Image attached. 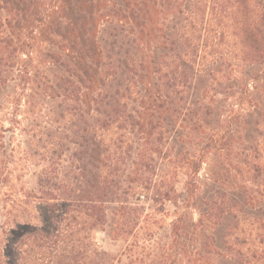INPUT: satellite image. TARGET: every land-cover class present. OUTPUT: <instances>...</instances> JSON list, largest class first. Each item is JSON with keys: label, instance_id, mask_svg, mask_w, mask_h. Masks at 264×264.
<instances>
[{"label": "trees", "instance_id": "obj_1", "mask_svg": "<svg viewBox=\"0 0 264 264\" xmlns=\"http://www.w3.org/2000/svg\"><path fill=\"white\" fill-rule=\"evenodd\" d=\"M263 64L264 0H0L8 138L22 130L39 162L35 189L0 198V264L17 230L15 264H122L91 234L105 226L112 206L120 216L138 215L140 200L150 198L178 210L173 257L190 239V263L213 264L199 249L201 242L213 246V225L223 229V260L264 264L263 183L254 190V216L224 190L204 192L203 212L197 221L190 216L202 189L220 180L218 171L205 180L199 174L227 145L213 124L224 113L221 69ZM189 129L200 133L180 161L187 178L181 206L174 186L154 179V160L173 133ZM250 157L254 176L264 177V143L254 139ZM42 210L45 227L36 228L34 213ZM136 225L128 220L122 234ZM164 258L152 264H168Z\"/></svg>", "mask_w": 264, "mask_h": 264}, {"label": "rangeland", "instance_id": "obj_2", "mask_svg": "<svg viewBox=\"0 0 264 264\" xmlns=\"http://www.w3.org/2000/svg\"><path fill=\"white\" fill-rule=\"evenodd\" d=\"M221 70L223 71L221 73H225L226 76L220 87L222 92L217 97L221 100L220 105L224 113L221 119L222 124L214 119L213 124L215 127L222 126L224 137L227 138V145L221 151L217 162L207 161L201 167L199 174L201 180H205L206 176L212 177L211 172L217 171L220 173V180L216 183L210 182L209 186L202 189L203 193L196 199L195 209L190 212V216L195 221L198 220L200 213L204 210L200 201L205 196L204 192L208 193V190H224L229 196H234L240 200V203L243 202L242 210L254 216V190L261 192L257 186L260 183L264 184V177L254 176V167L251 165L254 164V161L250 162V155H254V139L264 143V120H262L264 79L263 81L256 79L257 75L264 76V64L259 67H247L243 72H235L228 67ZM193 100L194 98H192ZM254 102L259 106L254 107ZM10 112L11 109H5V106L0 102V126H3V131H0V198H4L5 194L10 192L19 193L23 189H35L36 173L39 170V162L31 155L27 137L22 130H16L13 138L9 140L7 130L10 128ZM27 116L23 114L20 117L24 121ZM234 128H237V131L232 136L231 130ZM199 133L190 129L173 133L172 139L169 140L163 154L156 156L154 160L156 168L154 179L161 180V183L168 187L173 185L179 195L180 203L178 204L181 206H184L185 203V181L187 178L185 170L182 167L179 168L182 166L180 161L183 158H188L190 152H194L193 150L196 149L195 138ZM258 193L256 192L257 195ZM140 201L141 206H143L140 213L138 215L135 212L132 214L123 213V218L119 215L118 206H112L108 210L107 223L102 229L92 232V240L102 251L121 257L122 264H152L154 260L160 263L164 261L162 259L166 260L164 258L166 255H168V264H191L189 259V251L192 248L190 239L183 249L182 256L173 257L172 223L175 221L178 212L173 202L167 201L163 204L153 201L151 198ZM180 205L179 207L182 208ZM2 212L0 205V225L3 221ZM39 212L35 211L34 215L36 214L37 219H33V224L36 228H44L43 220L46 221L43 219L44 210L40 214ZM132 219L137 220V225L133 233L126 238L121 229H123L125 222ZM13 224V226L17 225L15 222ZM216 228L211 225L208 229L210 231L208 233H214L212 234L215 238L213 246H209L210 249H208L201 242L199 249L205 259L209 258L211 263L229 264L228 258L223 260L224 258L217 255V252L224 253V251L219 243L223 229ZM19 235L21 232L17 230L12 237L7 238L5 264H15L13 250L19 240ZM211 249L214 252H211ZM176 258L178 259L177 262H175Z\"/></svg>", "mask_w": 264, "mask_h": 264}]
</instances>
